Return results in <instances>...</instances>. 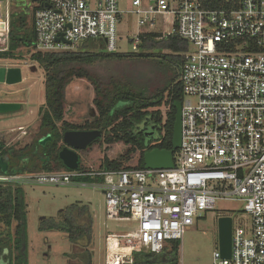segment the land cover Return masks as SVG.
<instances>
[{"label": "built area", "instance_id": "built-area-1", "mask_svg": "<svg viewBox=\"0 0 264 264\" xmlns=\"http://www.w3.org/2000/svg\"><path fill=\"white\" fill-rule=\"evenodd\" d=\"M11 1L0 0L4 46ZM130 1L138 30L156 32L166 23L170 30L162 36L175 33L189 46L182 55L181 144L174 166L0 176V182L68 186L80 178L99 179L92 185L105 197L106 217L137 224L107 237L110 248L118 241V250L108 252L105 264H129L133 253L170 250L201 213L213 211L217 202L236 201L242 220L237 227L232 217L220 216L231 218L230 257L222 258L217 249L213 264H264V0H224L215 9L202 0ZM33 5L32 53L74 52L89 44L121 52L119 0ZM143 30L128 40L131 52L138 51Z\"/></svg>", "mask_w": 264, "mask_h": 264}, {"label": "trees", "instance_id": "trees-1", "mask_svg": "<svg viewBox=\"0 0 264 264\" xmlns=\"http://www.w3.org/2000/svg\"><path fill=\"white\" fill-rule=\"evenodd\" d=\"M40 0H32L37 3ZM224 0H202L206 8L215 9ZM28 9L11 13L10 30L6 50L0 51V59H17L15 52L21 48L30 49L35 36L28 23ZM93 46L84 45L74 52L32 53L30 59L36 62L44 72V104L39 109L40 125L37 135L22 147L0 144V163L7 165V174L57 172L67 170L59 159L63 148L62 137L66 131H99L101 136L95 144L111 146L124 144L127 148L116 159L106 156L98 170H120L130 157L138 154L136 169H143V155L154 148L172 149L173 124L175 121V103H182L183 92L180 82L182 55L188 50V44L177 34L161 36L157 33L140 34L137 52L107 53L101 50H88ZM100 61H145L155 69L166 74L163 87L149 91L145 86H135L124 76L111 78L103 83L90 67ZM85 80L93 88V105L96 115L83 124H74L64 120L65 89L71 80ZM166 109L165 116L160 108ZM147 123L154 128L156 136L148 144L136 130ZM49 137L43 145L41 140ZM86 170L79 166L78 171ZM0 174H2L0 170ZM84 182L99 181L85 177ZM87 207L72 205L69 211L57 222H47L48 229L67 234L72 243L79 239L91 238V219L88 224H79L77 218L87 214ZM14 224V225H13ZM48 224V225H47ZM0 254L7 251L4 259L8 264H28L26 252L27 211L22 187L11 183H0ZM179 242H173L170 250L161 254L150 252L133 253L129 264H177ZM86 264H91V256L85 253ZM126 264V263H124Z\"/></svg>", "mask_w": 264, "mask_h": 264}, {"label": "rangeland", "instance_id": "rangeland-1", "mask_svg": "<svg viewBox=\"0 0 264 264\" xmlns=\"http://www.w3.org/2000/svg\"><path fill=\"white\" fill-rule=\"evenodd\" d=\"M33 4L32 0H12L11 12L17 13L27 7L28 23L31 25ZM119 9L122 11V17L118 25L121 37L118 44L121 52H129L131 47L128 40L138 29L136 16L130 13L133 9L130 0H119ZM166 27L170 30L169 25L163 24L164 31H168ZM5 47L7 45L2 49ZM86 49L99 50L90 47ZM31 54L30 49L21 48L15 52L17 59L0 60V67L15 66L22 74V80L18 84H0V103L10 101L21 105V109L14 113H0V144L2 145L23 147L38 130L39 109L44 104V72L30 59ZM90 69L103 83H108L113 77L124 76L135 86H145L149 91L163 87L166 80V74L145 61H100L94 63ZM93 98L94 91L90 83L85 80H71L65 89L64 120L74 124L89 121L96 115ZM160 110L162 114L166 111L164 107ZM10 119L14 121L4 123ZM19 126L24 127L26 136L18 131L14 133L8 131ZM143 127L144 125L140 126V129L143 130ZM147 132L152 135L153 130L148 129ZM146 137L149 136L146 134ZM126 148L124 144L119 143L112 146L95 144L89 150L80 153L79 166L96 169L105 156L108 159H116ZM137 160L138 154L134 153L130 157V163L125 166H135ZM3 167L0 164V168ZM87 184L85 187L36 184L22 186L27 211L28 264H86V251L90 253L91 264H105L106 237L113 233L131 232L136 228L137 224L132 220L108 219L105 213L104 195L99 189L93 188L91 183ZM72 205L89 208V215L91 219L93 218L90 240L83 237L72 243L67 234L54 229L49 230L48 226H45L50 220H62ZM240 208L241 204L236 201H221L216 203L213 211L201 213L194 225L184 231L179 242L177 264H213V253L218 249L217 218L230 216L233 218V226L237 227L242 221L238 217ZM88 220L87 215L77 218L79 224H88ZM2 230L3 227L0 225V231ZM119 243L123 245L125 241L119 239Z\"/></svg>", "mask_w": 264, "mask_h": 264}, {"label": "water", "instance_id": "water-1", "mask_svg": "<svg viewBox=\"0 0 264 264\" xmlns=\"http://www.w3.org/2000/svg\"><path fill=\"white\" fill-rule=\"evenodd\" d=\"M19 68L0 67V84L14 85L22 80ZM19 108L16 103H0V113L14 112ZM175 121L173 124L172 149L160 150L154 148L146 151L143 155L145 169H171L173 164V153L179 149L181 144V103H175ZM101 136L99 131H68L63 134L62 142L65 147L59 152V159L69 170L78 168V155L74 150H85L92 142ZM50 138L47 137L46 140ZM44 144L45 141H41ZM5 169V167H4ZM218 250L222 258L228 259L231 250V218L218 217Z\"/></svg>", "mask_w": 264, "mask_h": 264}, {"label": "crops", "instance_id": "crops-1", "mask_svg": "<svg viewBox=\"0 0 264 264\" xmlns=\"http://www.w3.org/2000/svg\"><path fill=\"white\" fill-rule=\"evenodd\" d=\"M146 0H144V2H145ZM10 12H11V6H10ZM12 13V12H11ZM10 18H11V14H10ZM136 21H137V18H136ZM163 24L165 25V26H167V24L166 23H160L159 25H157V27H156V32H154V31H150V29L149 28H146V29H144L143 30V33H157V34H160L161 36H162V34L161 33H165V32H167V31H164L163 30ZM169 27H170V25H169ZM167 28V27H166ZM167 30H168V28H167ZM137 32H139V30L137 29V31L133 34V35H135ZM142 32V31H141ZM142 33V34H143ZM132 35V36H133ZM163 37H165V36H163ZM131 38V37H130ZM130 40V39H129ZM89 46H93V48H98L99 50H101L102 49V47L100 48V47H97L96 45H93V44H89ZM1 47H4V45L2 44V46ZM5 48H7V47H5ZM4 48V49H5ZM119 53H131V51H129V52H119ZM1 61L2 60H4V59H0ZM6 60H14V59H6ZM5 61V60H4ZM5 68H16L15 66H10V67H5ZM2 103H12V102H10V101H2ZM17 104V103H16ZM21 109V105L19 104V108L16 110V111H18V110H20ZM16 111H14V112H16ZM14 112H10V113H14ZM39 116H40V114H39ZM27 117V116H26ZM41 118V117H40ZM12 121H14V119H10V120H8V121H4V123H9V122H12ZM39 125H40V121H39ZM10 128V127H9ZM38 130H39V126H38ZM38 130H37V132L35 133V134H33V136L31 137V140L29 141V143L32 141V139L37 135V133H38ZM8 131H10V133H14L15 131H18V132H20L21 133V135H23V136H26V130L24 129V127L23 126H19V127H17L16 129H9ZM63 138V137H62ZM41 141H43V140H41ZM40 141V142H41ZM44 141L46 142L47 140L46 139H44ZM28 143V144H29ZM63 143V142H62ZM93 143V142H92ZM91 143V144H92ZM28 144H26V145H28ZM41 144V143H40ZM90 144V145H91ZM119 144H121V143H119ZM26 145H24V146H26ZM43 145V144H42ZM64 145V144H63ZM89 145V146H90ZM115 145V144H114ZM5 147H6V145H4ZM23 146V147H24ZM107 146V145H106ZM112 146V145H111ZM14 148H16V149H18L16 146H13ZM20 148H22V147H20ZM63 148H64V146H63ZM62 148V149H63ZM61 149V150H62ZM87 149V148H86ZM85 149V150H86ZM60 150V151H61ZM82 151H84V150H82ZM78 155V154H77ZM58 156H59V154H58ZM61 161V160H60ZM62 162V161H61ZM79 158H78V168L76 169L77 171H78V169H79ZM130 162H128L127 164H129ZM0 164H2L4 167H5V169H4V167L3 168H0V170H1V172H2V174H0V176H19V177H21V176H25V175H29V174H41V173H61V172H74V171H76V170H69V169H67L65 166V168L67 169V170H61V171H57V172H36V173H16V174H7L6 172H7V165L6 164H4V163H0ZM99 166H100V164H99ZM99 166L96 168V169H99ZM81 167H83V165L81 166ZM83 168H85V167H83ZM85 169H88V168H85ZM80 179H82V178H80ZM95 181H92V182H84V181H81V180H79V179H77L76 181H75V183H73L72 185H76V186H79V187H83L82 185H81V183H85L86 185H88L87 183H91V184H93ZM0 183H3L4 184V182H0ZM11 184H14V185H19L20 187H22L24 184H26V183H20V182H13V183H11ZM32 185H34V184H32ZM85 187V186H84ZM83 207H86V206H83ZM87 218L88 219H91V216L89 215V208L87 207ZM52 221V220H51ZM54 222H57V221H55V220H53ZM92 222H93V218L91 219V228H92ZM114 234V233H113ZM123 234V233H122ZM111 235V234H110ZM68 237V236H67ZM108 237V236H107ZM107 237H106V241H107ZM80 240V239H79ZM108 246L109 245H107V242H106V259H105V261L107 260V255H108V252H110V251H112V250H114V249H112V248H110V246H109V248H108ZM133 256V255H132ZM132 256H131V260H132Z\"/></svg>", "mask_w": 264, "mask_h": 264}, {"label": "flooded vegetation", "instance_id": "flooded-vegetation-1", "mask_svg": "<svg viewBox=\"0 0 264 264\" xmlns=\"http://www.w3.org/2000/svg\"><path fill=\"white\" fill-rule=\"evenodd\" d=\"M150 129V130H153V133L151 135V133L147 132V130ZM69 131H75V130H69ZM68 132V131H66ZM136 134L143 137V140L145 143H149L152 139L155 138L156 136V133H155V130L152 126L150 125H147V123L144 124V127H143V130L140 129V127L136 130ZM146 134L147 136H149L148 138L146 137ZM65 147V145H64ZM77 154H78V158H79V161L81 160V157H80V153L82 152H85L86 150L82 151V150H74ZM7 254V251L6 252H3L0 254V264H8V262L4 259V257L6 256Z\"/></svg>", "mask_w": 264, "mask_h": 264}, {"label": "bare ground", "instance_id": "bare-ground-1", "mask_svg": "<svg viewBox=\"0 0 264 264\" xmlns=\"http://www.w3.org/2000/svg\"><path fill=\"white\" fill-rule=\"evenodd\" d=\"M0 44H4V37L2 35H0ZM117 244H118V241L116 239H113V242H111V245H112L111 248L114 250H118L116 248V246H118Z\"/></svg>", "mask_w": 264, "mask_h": 264}]
</instances>
